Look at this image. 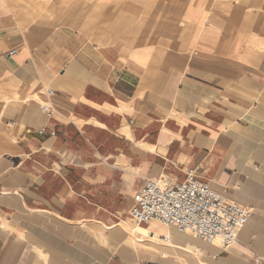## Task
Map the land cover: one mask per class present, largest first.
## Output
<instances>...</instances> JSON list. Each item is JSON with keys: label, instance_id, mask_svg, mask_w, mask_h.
Returning a JSON list of instances; mask_svg holds the SVG:
<instances>
[{"label": "crops", "instance_id": "obj_1", "mask_svg": "<svg viewBox=\"0 0 264 264\" xmlns=\"http://www.w3.org/2000/svg\"><path fill=\"white\" fill-rule=\"evenodd\" d=\"M188 168L237 244L132 221ZM0 264H264V0H0Z\"/></svg>", "mask_w": 264, "mask_h": 264}, {"label": "built area", "instance_id": "obj_2", "mask_svg": "<svg viewBox=\"0 0 264 264\" xmlns=\"http://www.w3.org/2000/svg\"><path fill=\"white\" fill-rule=\"evenodd\" d=\"M185 174L181 182L168 177L146 180L133 194L130 216L134 224L155 220L222 249L237 244L238 231L252 210L199 179L193 168ZM164 239L169 240L168 236Z\"/></svg>", "mask_w": 264, "mask_h": 264}, {"label": "bare ground", "instance_id": "obj_3", "mask_svg": "<svg viewBox=\"0 0 264 264\" xmlns=\"http://www.w3.org/2000/svg\"><path fill=\"white\" fill-rule=\"evenodd\" d=\"M141 231V230H140Z\"/></svg>", "mask_w": 264, "mask_h": 264}]
</instances>
